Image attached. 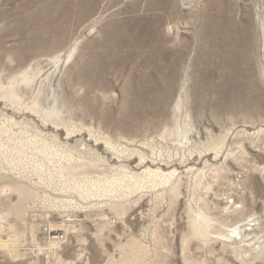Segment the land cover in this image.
I'll use <instances>...</instances> for the list:
<instances>
[{"label":"rangeland","instance_id":"rangeland-1","mask_svg":"<svg viewBox=\"0 0 264 264\" xmlns=\"http://www.w3.org/2000/svg\"><path fill=\"white\" fill-rule=\"evenodd\" d=\"M0 264H264V0H0Z\"/></svg>","mask_w":264,"mask_h":264},{"label":"bare ground","instance_id":"bare-ground-1","mask_svg":"<svg viewBox=\"0 0 264 264\" xmlns=\"http://www.w3.org/2000/svg\"><path fill=\"white\" fill-rule=\"evenodd\" d=\"M226 71V70H225ZM245 71H246V69L245 68H241V69H239L238 70V72L237 73H232L231 71H229V72H231L232 73V75H234V76H239V75H244L245 74ZM228 72V71H227ZM19 99V98H18ZM153 172H151V174H152ZM159 174V173H158ZM149 175H150V173H149ZM151 176V175H150ZM162 176V175H161ZM157 177V176H156ZM153 178H155V177H153ZM159 178H160V175H159ZM165 178V177H164ZM165 180H168V179H166L165 178ZM249 226V225H248ZM248 226H246V228L248 227ZM251 226V225H250ZM56 228V227H55ZM47 232V234H48V236H49V238H51L52 240H55V241H57V240H60L61 239V236H60V234L58 233L60 230L59 229H53L52 227H50L48 230H46ZM246 232H247V230H246ZM64 238V237H63Z\"/></svg>","mask_w":264,"mask_h":264}]
</instances>
